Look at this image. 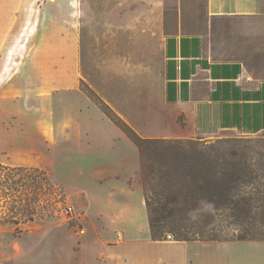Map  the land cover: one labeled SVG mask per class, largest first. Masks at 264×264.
<instances>
[{"label": "rangeland", "instance_id": "obj_1", "mask_svg": "<svg viewBox=\"0 0 264 264\" xmlns=\"http://www.w3.org/2000/svg\"><path fill=\"white\" fill-rule=\"evenodd\" d=\"M204 5V0H22V19L12 29L17 33L8 36L0 51V135L11 140L6 144L0 139V164L7 166H0V264H113L122 254L128 264L136 262L138 249L118 247L126 228L104 226L99 217L103 203L112 202L103 189L99 194V181L55 178L47 170L46 123L34 132L30 146L15 145L24 126L16 122L22 108L12 85L17 75L37 69L34 60L68 59L71 76L81 75L80 88L104 108L99 79L104 84L109 74L113 81V49H122L133 36L141 38L143 28L155 32L162 12L170 30L177 19L199 21L205 17ZM130 27L136 28V36L127 34ZM140 156L136 185L144 196L161 197L167 204L160 212L174 232L162 240L152 237L159 244L142 245L153 262L264 264L261 244L237 242L213 251L194 244L187 248L176 239L184 226L202 242L264 240V135L149 146ZM143 156L154 172L144 170ZM120 169L123 178L132 171L127 164ZM115 229L121 237L111 243L104 234ZM126 231H139L142 239L149 228L142 222Z\"/></svg>", "mask_w": 264, "mask_h": 264}, {"label": "crops", "instance_id": "obj_2", "mask_svg": "<svg viewBox=\"0 0 264 264\" xmlns=\"http://www.w3.org/2000/svg\"><path fill=\"white\" fill-rule=\"evenodd\" d=\"M204 4V18L177 19L172 30L162 12L155 32L143 28L141 38L133 36L122 49H113L112 83L109 74L104 84L99 79V97L143 138L207 141L264 135V0ZM21 9L22 0H0V51L8 36L17 33L12 29L22 19ZM126 30L137 35L135 27ZM32 62L37 69L17 75L12 85L22 108L16 122L24 126L15 145L30 146L34 132L46 123L51 176L98 180L99 194L103 189L112 197L99 209L101 222L126 229L143 222L148 236L141 239L139 231L124 229L118 247L139 250L131 264H155L142 246L161 242L152 239L145 196L135 182L142 165L139 146L80 88L83 77L71 76V60ZM122 164L132 168L124 178ZM104 235L111 243L120 240L116 229ZM177 242L213 251L237 242L264 246V240ZM128 263L124 254L113 260Z\"/></svg>", "mask_w": 264, "mask_h": 264}, {"label": "trees", "instance_id": "obj_3", "mask_svg": "<svg viewBox=\"0 0 264 264\" xmlns=\"http://www.w3.org/2000/svg\"><path fill=\"white\" fill-rule=\"evenodd\" d=\"M104 111L106 114L113 119L126 133L132 138L136 144L139 146L142 152H146V149L149 146H159L164 144H170L172 146L177 144H182L185 142H192L197 140H183V139H163V138H143L137 134V132L131 128L113 109L110 108L107 104L104 107ZM144 154V153H143ZM1 167L7 168L0 164ZM143 166L144 170H148V172H154L155 168L144 159L143 156ZM161 197L156 199H151L149 196L145 195V203L147 207V212L149 216V226L151 230V234L154 240H162L166 233L172 232L168 229L165 217H167L164 213L160 212V209L167 208V204L162 202ZM159 211V212H158ZM172 213V211H171ZM176 239L179 241H202L196 234H192L188 228L181 226L176 234ZM239 240H249L245 238H239Z\"/></svg>", "mask_w": 264, "mask_h": 264}, {"label": "built area", "instance_id": "obj_4", "mask_svg": "<svg viewBox=\"0 0 264 264\" xmlns=\"http://www.w3.org/2000/svg\"><path fill=\"white\" fill-rule=\"evenodd\" d=\"M67 214H70V215H71V218H72V216L74 215V210H73V208H72L71 206H69V207L67 208ZM73 217H74V216H73ZM118 237L120 238V237H121V234H119ZM169 237H171V236L169 235Z\"/></svg>", "mask_w": 264, "mask_h": 264}]
</instances>
